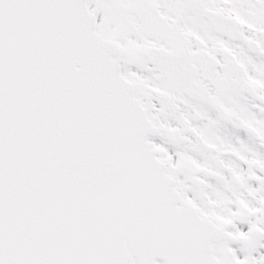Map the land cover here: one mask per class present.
<instances>
[{
  "label": "snow or ice",
  "instance_id": "obj_1",
  "mask_svg": "<svg viewBox=\"0 0 264 264\" xmlns=\"http://www.w3.org/2000/svg\"><path fill=\"white\" fill-rule=\"evenodd\" d=\"M0 264H264V0H0Z\"/></svg>",
  "mask_w": 264,
  "mask_h": 264
}]
</instances>
